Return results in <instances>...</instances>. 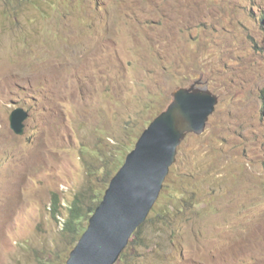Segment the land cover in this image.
<instances>
[{
  "label": "rangeland",
  "instance_id": "obj_1",
  "mask_svg": "<svg viewBox=\"0 0 264 264\" xmlns=\"http://www.w3.org/2000/svg\"><path fill=\"white\" fill-rule=\"evenodd\" d=\"M7 1L0 264H66L63 224L87 184L81 146L102 138L125 161L133 121L201 77L220 101L206 132L181 145L186 172L199 177L186 186L195 204L173 242L149 229L129 264H264V0ZM18 108L29 113L22 136L10 126Z\"/></svg>",
  "mask_w": 264,
  "mask_h": 264
},
{
  "label": "water",
  "instance_id": "obj_2",
  "mask_svg": "<svg viewBox=\"0 0 264 264\" xmlns=\"http://www.w3.org/2000/svg\"><path fill=\"white\" fill-rule=\"evenodd\" d=\"M219 101L203 77L172 93V102L143 131L111 180L67 264L118 263L158 202L179 148L188 136L206 132ZM28 119L23 108L12 112L14 134H25Z\"/></svg>",
  "mask_w": 264,
  "mask_h": 264
},
{
  "label": "trees",
  "instance_id": "obj_3",
  "mask_svg": "<svg viewBox=\"0 0 264 264\" xmlns=\"http://www.w3.org/2000/svg\"><path fill=\"white\" fill-rule=\"evenodd\" d=\"M17 1H20L23 4V7L26 8L29 7V4L31 6L39 7L42 1L53 4L52 0ZM58 1L63 4H69V0ZM10 4L13 3L7 1V5ZM151 104L154 105V103ZM167 107L162 106V108L155 112L153 116H149L150 119L146 118L144 120L145 116L141 115L133 121L128 131V133H131L135 138L132 146L133 149L144 129ZM146 110H151V107L147 106ZM141 121H143L142 124L147 122L145 127L140 125ZM139 127L140 130H138ZM100 132L102 135L104 131L101 130ZM190 136H188V138ZM132 148L131 150H133ZM79 156L86 170L87 184L85 189L78 193L71 201V204L69 205V216L63 224V231L66 235L65 241L66 243L71 242L73 244V249L79 242L81 236L87 230L90 218L102 202L111 180L125 162H119V158L116 156L115 151L111 150V148L102 138L97 140V142L94 144V148H91L87 145H82ZM95 158L98 159L100 162L99 164L93 160ZM188 174L189 173L186 172L185 167V154L181 146L179 148L178 161L171 169L170 175L165 182L164 189L158 202L154 206L147 221L134 233L132 239L130 240L129 246L124 251L117 264H129L131 259L136 256V253L140 249L148 247L146 243V232L149 229L153 230L154 233L160 236L170 234L172 242L177 238V222L186 215L188 209L190 210L191 207L189 206L195 204V194L193 195L192 199L186 198V186H192L189 184V182L196 180V178L199 180V177L197 174H195V171H192L190 175ZM101 184H104V186L99 187ZM61 207L62 205L59 194H54L51 212L54 219H57L59 216ZM141 256L145 255L141 254Z\"/></svg>",
  "mask_w": 264,
  "mask_h": 264
},
{
  "label": "clouds",
  "instance_id": "obj_4",
  "mask_svg": "<svg viewBox=\"0 0 264 264\" xmlns=\"http://www.w3.org/2000/svg\"><path fill=\"white\" fill-rule=\"evenodd\" d=\"M191 84H192V83H191ZM191 84H190V85H191ZM190 85H189V86H190Z\"/></svg>",
  "mask_w": 264,
  "mask_h": 264
}]
</instances>
